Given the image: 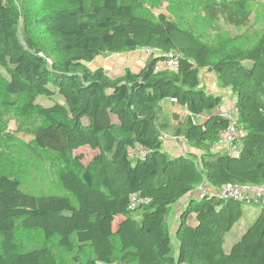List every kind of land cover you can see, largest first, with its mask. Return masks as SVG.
Listing matches in <instances>:
<instances>
[{"label":"trees","instance_id":"obj_1","mask_svg":"<svg viewBox=\"0 0 264 264\" xmlns=\"http://www.w3.org/2000/svg\"><path fill=\"white\" fill-rule=\"evenodd\" d=\"M144 6L0 0V67L7 74L0 123L6 107L40 117L32 143L57 175L56 191L36 192L0 161V264H264V204L229 252L225 236L246 202L190 199L174 233L170 222L175 205L205 180L214 187L264 184V31L249 43L235 35L206 41L195 24L142 14ZM202 10L206 20L235 28L252 16L250 0H208ZM148 46L158 51L137 71L112 76L89 66L99 56ZM174 50L183 54L178 70L158 68ZM203 70L237 97L238 154L214 150L229 121L214 112L223 97L202 85ZM56 94L65 103L36 102ZM167 99L187 108L181 124L163 110ZM167 134L182 136L189 153L170 154ZM137 143L148 153L131 158ZM85 147L96 151L87 162ZM135 192L150 202L130 209ZM20 231L42 240L26 244Z\"/></svg>","mask_w":264,"mask_h":264},{"label":"rangeland","instance_id":"obj_2","mask_svg":"<svg viewBox=\"0 0 264 264\" xmlns=\"http://www.w3.org/2000/svg\"><path fill=\"white\" fill-rule=\"evenodd\" d=\"M53 1L61 2L63 0ZM206 1L208 0H145V6L140 7L139 12L148 16H156L160 12H165L174 19L195 24L197 31L203 35V39L206 41H217L226 36L235 35L238 36V42H243V39L247 38L246 40L249 43V40L254 39L264 31V0H250V8L252 10L251 21L248 26L239 28L230 26L222 19L216 21L206 20L202 10ZM143 58L147 57L142 50L130 51L115 56H99L90 62L89 66L93 69L104 67L106 70H110V74H116L115 71L120 70L118 68L120 65L122 71H125L127 68L137 71L141 66ZM6 75V70L0 67V81L6 78ZM210 81L213 83L214 79ZM202 82H204L203 79ZM219 95L222 96L221 92ZM5 97L6 95L0 91V102ZM36 102L44 106H51L56 102L65 103L63 97L59 94H56L52 98L42 95L38 96ZM41 122V118L34 114L24 117L16 107H6L0 123V161H2V168L17 175L22 180L25 188L36 192H52L56 191V167L49 157L45 153L39 152L32 143L33 132ZM223 150L221 153L224 152ZM81 151L86 155L85 162L94 153L86 147L81 148ZM168 152L174 155L171 151ZM244 204L242 218L225 236L224 248L226 252H229L232 246L240 240L243 233L255 221L260 212V207L257 203L246 202ZM174 217L173 212L170 219L173 228ZM174 232L175 229H173ZM29 236L26 237L24 233L19 232V238L26 244L27 242L35 244L34 239L40 242L42 240L35 233Z\"/></svg>","mask_w":264,"mask_h":264},{"label":"built area","instance_id":"obj_3","mask_svg":"<svg viewBox=\"0 0 264 264\" xmlns=\"http://www.w3.org/2000/svg\"><path fill=\"white\" fill-rule=\"evenodd\" d=\"M146 57L152 53L158 51L155 47H145L142 49ZM182 53L178 50H174L166 53L165 58L160 61L158 68H167L171 70H178ZM227 94L224 98V104L218 107L215 112L228 119L229 123L225 130L219 134V141L216 143L214 150L222 151L226 148L232 154H238L241 146L239 143L240 132L237 129V97L232 90H227ZM166 139V136H165ZM180 153H185L183 148L182 137L171 138ZM148 153V149L140 144H136L135 147L130 149L129 156L131 158H141ZM216 196L224 199H237L242 202H254L264 204V184H235L226 183L220 187H214L206 180L196 186V188L190 192L188 201L190 199L201 200L206 196ZM149 198L141 197L138 193H132L129 200V208L136 209L142 204H148Z\"/></svg>","mask_w":264,"mask_h":264},{"label":"crops","instance_id":"obj_4","mask_svg":"<svg viewBox=\"0 0 264 264\" xmlns=\"http://www.w3.org/2000/svg\"><path fill=\"white\" fill-rule=\"evenodd\" d=\"M142 50V49H141ZM139 50V51H141ZM143 51V50H142ZM118 55V54H116ZM120 55V54H119ZM112 56H115V55H112ZM146 61V58H143V61L141 63V66L139 67V69L141 67H143L144 63ZM119 65V64H118ZM120 70H116V74H110V70H107V72L112 75V76H116V75H120L122 74L124 71H122L121 69V65L120 67ZM113 71V70H112ZM210 77V79H208V77ZM203 79L204 82H202V85L205 86V88L207 89V91L209 92H213V93H217L219 94L221 92L222 94V97H223V102H224V98L227 94V90H229L228 88L227 89H220V87L218 86V83H217V79H216V75L212 72H207L205 70H203L201 72V80ZM214 79V82L211 83L210 80ZM163 110L165 111V113L168 115L169 119H170V122L174 125H179L181 124L185 119L186 117L188 116L189 112L187 110V108L185 106H179L174 100H171V99H167L164 101L163 103ZM215 112V111H214ZM207 116V114H203V115H199L198 116V121H203L205 119V117ZM172 137H182V136H174V135H170V134H167L166 135V144L165 146L167 147L168 151H171L174 155H178V154H181L180 151L178 150L175 142L171 139ZM183 138V137H182ZM182 144H183V148L185 149L186 152L189 153L190 149H188L189 147L188 146H185L184 144V139H182ZM187 147V148H186ZM94 153H96V151L92 150ZM93 153V154H94ZM188 202V196H185L184 198H182L174 207L173 211H174V228L172 227V229H176V226L177 224L179 223L180 221V215H181V210L182 208L184 207V205ZM117 221L120 220V217L118 216L116 218ZM189 222L190 224H194L195 223V218L193 216H190L189 218Z\"/></svg>","mask_w":264,"mask_h":264}]
</instances>
